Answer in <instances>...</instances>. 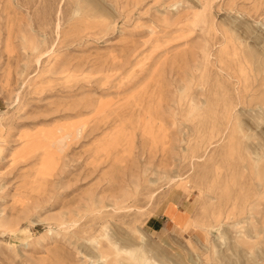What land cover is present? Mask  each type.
<instances>
[{
    "label": "rangeland",
    "instance_id": "1",
    "mask_svg": "<svg viewBox=\"0 0 264 264\" xmlns=\"http://www.w3.org/2000/svg\"><path fill=\"white\" fill-rule=\"evenodd\" d=\"M0 264H264V0H0Z\"/></svg>",
    "mask_w": 264,
    "mask_h": 264
},
{
    "label": "crops",
    "instance_id": "2",
    "mask_svg": "<svg viewBox=\"0 0 264 264\" xmlns=\"http://www.w3.org/2000/svg\"><path fill=\"white\" fill-rule=\"evenodd\" d=\"M180 211H183V210H181V209H179ZM167 217V220H166V222L168 221V219H169V216L167 215V214H165V212L163 211L160 215H158L157 217H154V222H157V224H156V226H157V228H159V227H161V225H162V223L164 224V226H165V224H166V222L164 223L163 221L161 222V221H159V218L162 220L164 217Z\"/></svg>",
    "mask_w": 264,
    "mask_h": 264
},
{
    "label": "bare ground",
    "instance_id": "3",
    "mask_svg": "<svg viewBox=\"0 0 264 264\" xmlns=\"http://www.w3.org/2000/svg\"><path fill=\"white\" fill-rule=\"evenodd\" d=\"M62 137H65V136H62ZM14 233V232H13Z\"/></svg>",
    "mask_w": 264,
    "mask_h": 264
}]
</instances>
